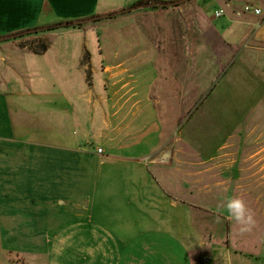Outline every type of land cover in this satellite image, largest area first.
I'll list each match as a JSON object with an SVG mask.
<instances>
[{"label": "rangeland", "instance_id": "rangeland-1", "mask_svg": "<svg viewBox=\"0 0 264 264\" xmlns=\"http://www.w3.org/2000/svg\"><path fill=\"white\" fill-rule=\"evenodd\" d=\"M225 2L233 3V18L242 12L243 6L236 0ZM195 3L202 9L206 7L215 23L228 25L226 17H216L219 6L214 0H192L169 13L162 12L166 9L140 10L139 16L131 12L80 28L40 33L50 37L48 51L43 56L32 55V61L38 63H32V77L24 78L32 80L34 100L47 99L54 108H67L70 118L73 115L70 104L75 101L73 108L78 111L82 127L68 130L79 132H70L69 140L79 149L81 162L77 171L61 170L56 158L59 150L44 147L48 154L39 152L43 162L37 160L32 164L36 178L16 176L15 181H20L18 187L5 176L9 183L5 185L3 215L0 213V264L53 261L52 245L48 242H56V234L63 236L57 233L58 227L67 218L62 217L59 201L56 203L59 208H55V202L38 199L32 203V199H24L30 190L38 197L73 193L115 195L111 203H101L106 204V209L97 213L99 218L93 216V208L83 212L91 217L88 220L92 229L94 224L103 228L98 233L105 238L115 231L127 236L124 228L140 223L139 213H131L132 209L126 206L125 199L138 193L129 181L147 182L149 172L152 176L157 173V170H139L137 161L126 159L136 155L141 157L140 163L149 166V162L158 161L157 156L163 154L160 158L163 164L172 162L174 167L182 169L181 180L188 179L185 173H193L191 180L197 181L196 193L209 190L207 195L219 199L218 209L224 208L220 200L243 198L254 212L256 224L264 229V75H259L264 71V57L260 66H256L258 57L250 55L253 49L242 45L239 49L243 47L242 51L249 52L242 56L238 49L233 59L238 58V63L231 60L222 66L225 72L219 66L222 59L215 62L207 61L204 56L199 59V54H206L202 50L207 47L215 54L229 49L214 29L201 22L205 16ZM4 43L7 42L0 44ZM192 52L197 55L196 66ZM62 56H68V60L77 57L79 68L70 65L60 68ZM186 91L191 93L192 100L181 96L173 99ZM34 110L38 114L35 121L48 122L46 115L43 114L42 121L40 110ZM56 115L51 119L58 122L60 117L57 120ZM51 124L55 129L59 122ZM126 133L137 136L133 138L134 149L128 153L125 147L130 142L125 138ZM50 142L52 146H60L61 137L52 134ZM47 157L53 160L49 162ZM168 172L160 170L158 175L168 176ZM44 179H51V186ZM70 180L79 183L71 187ZM111 205L117 206V214L109 211ZM120 205L127 207L126 212L121 211ZM156 221L150 213L143 226L161 227ZM261 232L260 242L264 243V231ZM117 252V249L89 248L78 250V257H83L85 264H92L104 255L108 261Z\"/></svg>", "mask_w": 264, "mask_h": 264}, {"label": "crops", "instance_id": "crops-1", "mask_svg": "<svg viewBox=\"0 0 264 264\" xmlns=\"http://www.w3.org/2000/svg\"><path fill=\"white\" fill-rule=\"evenodd\" d=\"M139 1L144 0H0V37L58 23L77 22L82 19L110 14L131 7ZM237 2L243 6L249 0H236ZM214 3L219 6L218 10L224 9L226 11L224 17L228 19V25L215 23L214 20L209 18L206 7L202 9L200 5L195 4L205 16L201 22L214 29L222 44L227 46L229 50L225 53L215 54L207 47L202 50L206 54H199V59L202 56L207 58V61L212 59L213 62L216 59H222L219 66H221L222 72H225L222 66L230 64L231 60L232 63L236 62L237 64L238 58L233 59L236 58V51L243 45L245 49H253L250 55L258 57V65L256 63V66H260L262 63L260 59L264 57V15L256 17L241 12L242 14L238 13V16L233 18L231 15L232 2L214 0ZM256 3L264 11V0H258ZM173 10H178V8H170L162 12L169 13ZM138 11L140 10H134L133 12H136L137 16L142 15V11ZM207 20L209 23H207ZM49 38L44 34H33L0 44L1 215H3L5 208V185L6 182L9 183L5 176L11 179V184H18L16 185L18 187L20 181H15L16 176L22 178L32 175V180L36 178L32 174V164L36 163L37 160L42 161V157L39 156L41 150L46 155L48 154L43 149L44 147H54L59 150L56 158L60 163L61 170L77 171L81 162L80 157H78L79 149L74 148L72 146L74 145L73 142L69 140V133L72 131L69 132L68 130L69 128L80 127V116L78 111L73 108L75 101H72L73 105L70 104L73 112L70 118L67 108H54L47 99L34 100L32 80L24 78L27 77L26 75H29V78L32 77V63H38L32 61V55H44L35 54L30 50V47L41 42H48ZM243 47L239 50H244ZM248 52L242 51V56ZM192 55L196 66L197 55L195 52H192ZM62 57L63 61L60 68H67L68 65L79 68L81 63H79L77 57L71 58V60H68V56ZM223 60H226V62H223ZM259 75H264V71L259 72ZM187 92L174 95L173 99L176 100L181 96L183 99L192 100L193 96ZM40 96L43 97V95ZM34 108L40 110V119L44 118V114L46 115L45 121L48 122L39 123L35 121L38 114ZM33 111H35V114H33ZM56 113V119L60 118L59 125L54 129L51 123L58 124V122L53 121L51 117ZM107 124L110 127V123ZM72 133L79 132L74 129ZM52 134L61 137L60 146H52L50 142ZM130 134L126 133L125 135V138L130 142L125 147L127 153L133 150L136 144L133 142L135 136ZM137 144L139 143L137 142ZM161 156H157L158 161L149 162V166L140 163L141 157L138 155L126 158L137 161L139 166H136L139 170H157L154 176L149 172L150 177L147 182L134 179L129 181L131 186L136 187L138 193L135 195L130 194V197L125 199L126 206L132 209L131 213H139L140 223L138 225L130 224L132 228H124L127 230L125 231L127 236H123L122 232L115 231L114 235L109 234L110 237L105 238L100 235L101 233H98L103 228L94 224L92 229L88 220L91 217L83 212H88L93 208V216L99 218L100 214L97 213L106 209V204L103 206L101 203H111V197L115 198V195L96 194L84 196L73 193L63 197L48 194H42L43 197H38L34 193L32 194L30 190L24 199H32V203L38 199L51 203L55 202L53 204L55 208H59V205L56 204L59 201L62 217L67 218L58 227L59 231L57 233L63 236L60 237L56 234V242H48L52 245L50 257L53 261L51 264H85L83 257H78V250L82 251L89 248L111 251L117 249L118 251L110 260H105L106 257L108 258L106 255L104 257L99 256L92 264H201L204 257L210 259L209 264H264V243L260 242L261 231H264V229L259 224H255L250 232L241 234L235 222L228 218L226 210L217 208L218 203L216 202L219 199L214 200L212 196L207 195L210 193L207 189L201 191L200 195L196 193L194 187L197 181L191 180V177L194 176L193 173H185L188 179L181 180L179 172L182 169L177 168V166L174 167L172 162L163 164L160 161ZM165 157L167 158V155ZM165 157L164 159H166ZM51 160L53 158L48 161L51 162ZM200 164L189 163L191 166ZM5 170H7V175ZM160 170H168V176L166 174L159 176L158 171ZM76 176L75 178H77ZM44 180L45 184L51 186V179L49 181ZM40 181H43V178ZM78 183V180H70L69 186L75 187ZM146 183L147 185H145ZM86 201L89 204L86 205ZM219 202H226V200H220ZM126 206L120 205L123 213L127 210L125 209ZM110 208L109 211H112V213H118L116 205H111ZM121 211H119V214ZM39 212L42 211L39 210ZM150 213L157 218L156 225L161 224V227L149 228L147 225L143 226L147 222ZM229 221H232V225ZM256 234L260 236L256 237ZM101 237L104 238L102 242L100 241Z\"/></svg>", "mask_w": 264, "mask_h": 264}, {"label": "clouds", "instance_id": "clouds-1", "mask_svg": "<svg viewBox=\"0 0 264 264\" xmlns=\"http://www.w3.org/2000/svg\"><path fill=\"white\" fill-rule=\"evenodd\" d=\"M257 15H260V10L257 9ZM228 218L233 220L238 226L241 234L250 232L256 224L254 212L247 206L244 199L241 197H232L224 202Z\"/></svg>", "mask_w": 264, "mask_h": 264}, {"label": "water", "instance_id": "water-1", "mask_svg": "<svg viewBox=\"0 0 264 264\" xmlns=\"http://www.w3.org/2000/svg\"><path fill=\"white\" fill-rule=\"evenodd\" d=\"M190 1L191 0H176V1H169V2H160L157 5L161 8H174V7L180 6L182 4L188 3ZM139 8H142V7H139ZM139 8H137V9H139ZM128 11H130V10L118 11V12H115L112 14H107V15H99V16H95V17H92L89 19L79 20V21L73 22V23L64 22V23L59 24L58 26L68 27V26L77 25V24H88V23L95 22L98 20L113 18V17H116L120 14L126 13ZM45 29H47V28L44 27V28L30 29V30L23 31L20 33H16V34L2 36V37H0V43L5 42V41H9V40H14V39L20 38L22 36H27V35L33 34L35 32H40V31H43Z\"/></svg>", "mask_w": 264, "mask_h": 264}, {"label": "trees", "instance_id": "trees-1", "mask_svg": "<svg viewBox=\"0 0 264 264\" xmlns=\"http://www.w3.org/2000/svg\"><path fill=\"white\" fill-rule=\"evenodd\" d=\"M160 2H163V1H159V0H144V1H139L138 3H135L133 6L128 7V8H125V9H122L120 11L130 10V11L126 12V13H131L134 10H159V9H166L167 10V9H170V8H161V7H159L157 4L160 3ZM182 5L177 6V7H174V8H179ZM139 7H142V8H139ZM137 8H139V9H137ZM126 13H123V14H126ZM110 14H112V13H110ZM71 23H73V22H71ZM59 24H61V23L47 26L46 27L47 29H45L43 31H40V32H35L33 34L36 35V34H40V33L47 32V31L57 30L59 28H68V27L80 28V27H82L84 25V24H77V25H71V26H68V27H61V26H58ZM33 34H30V35H33ZM30 35H27V36H30ZM25 37L26 36H22L20 38H25ZM17 39H19V38H17ZM5 42H7V41H5ZM48 48H49L48 42H41V43H38L35 46L30 47V50L32 52H34L35 54H37V55H43V54H45L48 51Z\"/></svg>", "mask_w": 264, "mask_h": 264}, {"label": "built area", "instance_id": "built-area-1", "mask_svg": "<svg viewBox=\"0 0 264 264\" xmlns=\"http://www.w3.org/2000/svg\"><path fill=\"white\" fill-rule=\"evenodd\" d=\"M258 0H249V2L243 5L242 12L246 15H253L256 17H260L264 15L263 8L256 3ZM257 9L260 10V15H257ZM217 18H222L226 15V11L224 9L217 10L215 13ZM99 153H102V149H99ZM210 259L208 257L202 258L201 264H209Z\"/></svg>", "mask_w": 264, "mask_h": 264}]
</instances>
